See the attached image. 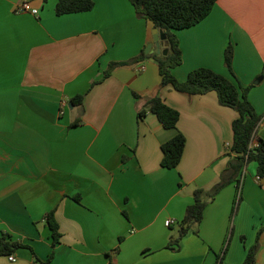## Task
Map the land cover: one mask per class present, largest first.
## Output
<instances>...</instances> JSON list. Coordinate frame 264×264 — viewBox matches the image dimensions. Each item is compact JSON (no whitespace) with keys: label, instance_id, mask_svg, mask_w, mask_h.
<instances>
[{"label":"crops","instance_id":"0c3cea01","mask_svg":"<svg viewBox=\"0 0 264 264\" xmlns=\"http://www.w3.org/2000/svg\"><path fill=\"white\" fill-rule=\"evenodd\" d=\"M24 1L0 0V237L30 248L0 252V264H46L52 252L50 264H243L264 229V181L255 163L207 205L198 233L191 230L179 249L168 247L195 189H211L234 159L238 113L216 91L161 87L152 60L168 52L161 33V53L104 78L110 63L134 59L154 42L153 22L130 0H94L90 11L63 15L58 0H29L38 15L19 11ZM177 35L183 63L174 75L184 81L207 67L252 85L264 139V0H218ZM230 43L235 76L225 64ZM78 94L84 102L74 106ZM156 96L180 112L177 128L153 112L138 116ZM178 132L186 136L183 158L163 167L162 145ZM52 210L61 233L55 246L46 220ZM168 219L177 222L168 226ZM260 237L255 264H264V231Z\"/></svg>","mask_w":264,"mask_h":264},{"label":"trees","instance_id":"16d2710c","mask_svg":"<svg viewBox=\"0 0 264 264\" xmlns=\"http://www.w3.org/2000/svg\"><path fill=\"white\" fill-rule=\"evenodd\" d=\"M130 1L136 9L137 15L153 22L154 26L159 29L162 40L167 42L168 52L155 55L159 60V69L162 76L161 87L171 86V88L179 92L190 95L216 91L220 104L230 107L238 113V117L233 121V143L231 145V151L235 157L228 164L220 181L211 189H195L194 202L186 210L185 216L180 223L178 235L175 238H171L168 244L169 248L179 249L182 239L191 230L198 233L199 225L203 221L207 205L215 199L216 195L225 186L236 180L240 182L239 175L244 172L249 164L255 163L257 166V176L264 178V139L258 137V130L263 116L257 112L249 99L248 94L252 85L244 86L238 79L233 80L207 67H199L190 71L184 81H180L173 73V70L183 63V52L177 31L192 27L208 17L218 0ZM94 6V0H58L55 11L57 15H63L90 11ZM149 57L151 55L146 54L144 49L134 59L112 62L105 71L104 78L108 77L119 65L129 64ZM233 60L234 45L230 43L225 50V64L235 76ZM84 97V94H78L71 99V103L74 106H81L83 105ZM148 112L156 114L166 128L178 127L180 112L168 105L160 96L146 99L144 105L138 110V116L143 118ZM75 124L73 123V126ZM255 137L258 139L259 146L252 148L250 144ZM185 147L186 136L182 132H178L165 142L162 145V166L170 169L176 168L183 158ZM239 200L240 198L236 201L234 209L238 207ZM46 220L52 229L53 246H55L60 241L61 233L54 210L47 214ZM263 231L264 229L259 230L257 241L249 249L243 264H255L261 247L260 236ZM24 246L26 245L11 239L6 234L0 237V252L3 254H12L18 248ZM53 257L54 252L51 253L45 263L50 264ZM35 259L36 261L40 260L38 257H35Z\"/></svg>","mask_w":264,"mask_h":264},{"label":"built area","instance_id":"2783aa9c","mask_svg":"<svg viewBox=\"0 0 264 264\" xmlns=\"http://www.w3.org/2000/svg\"><path fill=\"white\" fill-rule=\"evenodd\" d=\"M18 10L22 11V12L23 11L24 12H31L34 15H38V13H39L38 9L31 7L29 0H25L24 2H22V4L18 7ZM138 69L141 71V70L145 69V66L144 65H139ZM65 105L67 106L66 103H65ZM250 146L252 148H256V147L259 146V142H258V139L256 137L253 139V141L251 142ZM245 172H246V168H245L244 172L242 173V177L244 176ZM257 180L261 182L263 180V178L260 177V176H257ZM176 222L177 221L175 219H168L166 221V225L171 226L173 224H176ZM9 259H10V261H16V257L14 255H10Z\"/></svg>","mask_w":264,"mask_h":264},{"label":"water","instance_id":"95a60500","mask_svg":"<svg viewBox=\"0 0 264 264\" xmlns=\"http://www.w3.org/2000/svg\"><path fill=\"white\" fill-rule=\"evenodd\" d=\"M153 33H154V42H152L151 44L148 45V47L145 49L146 54H151L154 53L156 51V53H161V49H160V32L159 29L157 27H154L153 29ZM155 46V48H154ZM154 48V49H153ZM153 61L159 63L158 59L153 58ZM263 79V77H259L255 83H259L261 80ZM72 106V105H71Z\"/></svg>","mask_w":264,"mask_h":264},{"label":"rangeland","instance_id":"374dc122","mask_svg":"<svg viewBox=\"0 0 264 264\" xmlns=\"http://www.w3.org/2000/svg\"><path fill=\"white\" fill-rule=\"evenodd\" d=\"M262 181H264V178H263V180H262ZM262 181H261V182H262ZM178 228H179V226L175 227V229H178Z\"/></svg>","mask_w":264,"mask_h":264}]
</instances>
